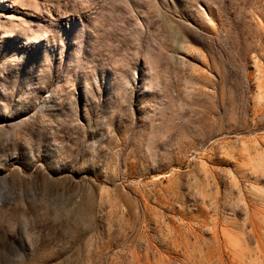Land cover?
Here are the masks:
<instances>
[{
	"label": "rangeland",
	"instance_id": "obj_1",
	"mask_svg": "<svg viewBox=\"0 0 264 264\" xmlns=\"http://www.w3.org/2000/svg\"><path fill=\"white\" fill-rule=\"evenodd\" d=\"M264 264V0H0V264Z\"/></svg>",
	"mask_w": 264,
	"mask_h": 264
},
{
	"label": "clouds",
	"instance_id": "obj_2",
	"mask_svg": "<svg viewBox=\"0 0 264 264\" xmlns=\"http://www.w3.org/2000/svg\"><path fill=\"white\" fill-rule=\"evenodd\" d=\"M20 264H24V261H23V259H21V261H20Z\"/></svg>",
	"mask_w": 264,
	"mask_h": 264
}]
</instances>
